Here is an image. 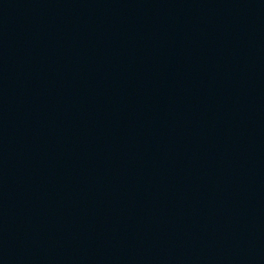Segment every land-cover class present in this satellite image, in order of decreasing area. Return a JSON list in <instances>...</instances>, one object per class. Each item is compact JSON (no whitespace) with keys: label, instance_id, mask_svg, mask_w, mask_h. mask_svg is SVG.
<instances>
[{"label":"water","instance_id":"95a60500","mask_svg":"<svg viewBox=\"0 0 264 264\" xmlns=\"http://www.w3.org/2000/svg\"><path fill=\"white\" fill-rule=\"evenodd\" d=\"M0 264H264V0H0Z\"/></svg>","mask_w":264,"mask_h":264}]
</instances>
